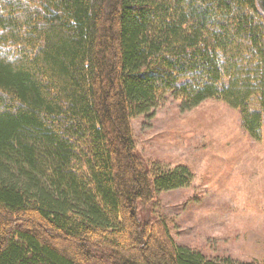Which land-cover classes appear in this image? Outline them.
<instances>
[{
	"label": "trees",
	"instance_id": "1",
	"mask_svg": "<svg viewBox=\"0 0 264 264\" xmlns=\"http://www.w3.org/2000/svg\"><path fill=\"white\" fill-rule=\"evenodd\" d=\"M165 95L264 142L257 0H0V264H211L137 215L193 176L135 154Z\"/></svg>",
	"mask_w": 264,
	"mask_h": 264
},
{
	"label": "rangeland",
	"instance_id": "2",
	"mask_svg": "<svg viewBox=\"0 0 264 264\" xmlns=\"http://www.w3.org/2000/svg\"><path fill=\"white\" fill-rule=\"evenodd\" d=\"M130 126L143 163L184 165L193 175L189 186L139 202V219L162 221L178 246L211 264H262L264 142L250 138L238 112L217 99L182 109L165 95Z\"/></svg>",
	"mask_w": 264,
	"mask_h": 264
},
{
	"label": "water",
	"instance_id": "3",
	"mask_svg": "<svg viewBox=\"0 0 264 264\" xmlns=\"http://www.w3.org/2000/svg\"><path fill=\"white\" fill-rule=\"evenodd\" d=\"M257 3L260 6L261 10L264 12V0H257Z\"/></svg>",
	"mask_w": 264,
	"mask_h": 264
}]
</instances>
